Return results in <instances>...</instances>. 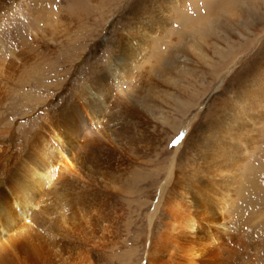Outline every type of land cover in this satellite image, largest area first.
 <instances>
[{"label": "rangeland", "instance_id": "374dc122", "mask_svg": "<svg viewBox=\"0 0 264 264\" xmlns=\"http://www.w3.org/2000/svg\"><path fill=\"white\" fill-rule=\"evenodd\" d=\"M61 119L90 138L106 141L112 124L120 135L88 150L87 179L35 183L15 228L0 230L6 252L36 241L55 264H172L169 241L158 240L165 209L190 199L179 177L205 175L203 158L208 174H222L208 205L224 192L220 228L242 255L233 263L264 264V0H0L1 146L18 163L34 154L37 126ZM205 122L228 137L203 142ZM4 157L0 192L14 198L6 176L17 163Z\"/></svg>", "mask_w": 264, "mask_h": 264}, {"label": "bare ground", "instance_id": "6f19581e", "mask_svg": "<svg viewBox=\"0 0 264 264\" xmlns=\"http://www.w3.org/2000/svg\"><path fill=\"white\" fill-rule=\"evenodd\" d=\"M227 15L229 16V14H227ZM198 34H196V36ZM151 35L152 34H150V36ZM148 36H146V37H148ZM150 36L148 38H151ZM204 36L205 35H202V36L199 35L198 37L192 36V37L195 38L194 40H196V39L202 38ZM203 39L204 38L201 39L202 43H203ZM138 40L141 41V39H138ZM186 47L188 48V46H186ZM198 47H199V49L201 48V43H200V46H198ZM138 49H139V47H138ZM128 64L129 63H127V65ZM85 89H86V93H87V99L91 98L92 100H95V99H97L98 95L100 94V91H99L97 93V95L93 96L94 94H93L92 89L90 87L85 86ZM243 101H245L244 97H243ZM128 106L130 108V109H128V111L129 112L132 111L133 105L129 103ZM77 108H78V112H79V115H78L79 123H83V121L85 120L86 112L81 107H77ZM129 114L130 113H128V114L123 113V115H125L124 116L125 118H126V115H129ZM124 117H123V119H124ZM69 118H70L69 122L72 121L73 117H69ZM217 119H218V117H217ZM217 119H215V120L217 121ZM45 120H47V119H45ZM67 122L68 121H63L61 119L60 123H57L54 125L50 124L48 126L45 125L44 123L42 124V122H41V124L39 123L40 126H37V129L39 130V132L35 131V134H34L35 137L33 138L34 142H32L33 145L31 144L34 147L33 148L34 154L30 155L28 153L27 156L25 158L21 159L18 163L15 162V156L17 157V155L14 156L13 155L14 153L9 152V150H10L9 147H7L6 145L1 146V144H0V168H3V167H1V164H3L5 161H7L6 158L4 157V154L7 152L8 157L12 159V161L8 162L7 164L14 166L17 163V165H16V167L14 166V168L11 172L12 175L9 176L10 178H8V176H6V177H7L8 181L10 182V186L15 191L14 193L15 194L17 193L15 195V197L19 194V192L22 195L20 197V202H19L18 197H16L17 199L15 197L13 198L11 196L7 197V194H5L1 190V192H0V230L6 229V232H8V230L12 229L16 225V223L18 222L16 208L19 206V204H21V202L22 203L26 202V200H28L30 198L29 193H31V189L34 186H36L35 183L38 182V180H40L43 176H45L44 177L45 179H46V177H48L47 179H49V177H50L51 182H53L55 180V178H57V177L59 179V177L61 176L60 178L63 179L64 184L69 185V184H67L68 182L66 179H69L72 182L77 180V179L81 181L82 178H85L87 176L88 171H90V173H91L92 170L94 168H96V163L91 164V161L93 160L92 158H93L94 154L92 155L90 152H88V150H92L93 148H95L96 144H97L96 140L98 141V140H102L103 138L105 139V137H104L105 135H103V134L101 135L103 137L102 139L99 136H97V138H95V137L92 138V136H91V138H90L89 134L91 132H89L87 130L88 133L86 132L87 134H85V133L83 134L79 130L78 127L74 129V127L72 125H70V123L68 124ZM49 123H50V121H49ZM109 123L111 124V122H109ZM217 126H219V125H217ZM217 126L215 124H210L208 122H205L203 124L204 129H208V128L212 129V131H210V132L208 131L207 136L205 137L203 142H206L208 140L216 141L220 136H223V135H221L223 130ZM113 129L116 130L114 128L113 124H112L111 131H109L108 128L106 129L108 131L107 140H111L113 138L116 141V138L120 135L119 131L117 133V131L115 132ZM213 130H215V131L213 132ZM224 136L228 137V134L226 132H224ZM219 139H221V138H219ZM107 140L106 141L104 140V141L107 143ZM219 142H220V140H219ZM204 145H206V143ZM204 145H202V148H204ZM220 145H221L220 143L216 144L214 149H216V151H221V152H224V154H226L227 153L226 150L224 151L223 150L224 148L222 149L223 146L220 148ZM179 146H181V145L178 141L177 146H176L177 149L179 148ZM102 147H103V145H102ZM191 147H192V144H191ZM25 149H26V147H25ZM107 149H108V146H107ZM205 149L207 150V147H205ZM22 152H24V151H22ZM194 152H195V150H194ZM99 154H100V152H99ZM201 156H205V155H203V153L200 152V154L197 155V158H199ZM224 156H226V155H224ZM6 157H7V154H6ZM17 158H19V157H17ZM211 159H213V158L211 157ZM226 160H227V158H226ZM173 162H174V158H172L170 161V169L168 171V178L165 181L164 185H162L160 187V191H159L160 200L164 197L165 191H167L166 189H167V185H168V179L171 177L172 172H173L172 171ZM201 162L206 164V166L203 167V169H204L203 172L201 171L202 173H205V175H201L200 173L195 172L194 177H189V176H186L185 173H181V175L179 177L181 179L180 180L181 184L184 183V189L187 192V194L190 196V199L183 195L184 196L183 198L185 200H183V198H182L181 201L178 202L179 206L174 203L173 205L169 206V210L165 209L166 215L165 214L164 215L166 216L167 220H165V221L162 220V228H161V232H160L161 234H160V237H158V240H160V238L163 237L167 241H169V242H167V241H165V242H167L166 246L167 245L170 246L172 248V250L174 251V254H173L174 259L172 261V264H184L185 262H189V264H234L233 263L234 261H232V260H235V262H237V260H238L237 258L242 257V255H241V253L238 255V252L233 249L231 241H229L228 238L225 236V233H227L228 231L226 232L224 228H220V226L224 225L225 222L223 221L224 224L222 221L220 222V220H222V218L221 217L219 218V215L217 213L218 210H221V208L225 206V205L222 207L220 206V205L224 204L223 203V201H224L223 193L224 192L218 193V195L221 198V201L218 203V208H216V206L212 207V206L208 205V201H210V200H208V198H209L208 192L212 191L215 194V193H217L216 191H219L218 188L215 189L217 184H216V186H214V184L216 182L222 180V174H219V177L217 179H215L213 175L208 174V172L206 171L209 169V166L210 167L214 166L213 162L212 161L211 162L204 161L203 158H201ZM98 165H99V163H98ZM109 166H110V164H109ZM197 166H200V163H198ZM105 167H102V168L104 169ZM106 169H107V167H106ZM196 171H198V168H196ZM3 172H5L4 169H3ZM85 173H87L86 176H85ZM95 173L97 174L96 171H95ZM100 173H102V172H100ZM20 174H22V177H23V179L21 181L19 180V176H21ZM103 174H104V172H103ZM99 177H100V175H99ZM87 178L88 177H86V179ZM7 179H5V180H7ZM195 180H200V181H202V183H197L198 181L196 183H194L193 181H195ZM39 183H40V181H39ZM1 185L3 186V184H1ZM179 185H180V182H179ZM8 186H9V184H8ZM175 187H178V186H175ZM223 188H225V186H223ZM177 189H179V188H177ZM210 194H213V193L210 192ZM160 200L158 201V203L160 202ZM211 205H212V203H211ZM175 206L178 207L176 210H175ZM181 206H184L185 208L181 209ZM189 207H193V209H189ZM219 213H220V211H219ZM225 218H223V219H225ZM23 228H24V226H23ZM22 229H21V232H22ZM233 233H234V231H233ZM229 236H232V235H229ZM232 239H233V236H232ZM40 243H41V241H40ZM232 243H234V242H232ZM239 243H241V242H239ZM12 244L15 248L13 251V254H12L11 250L6 252L2 247H0V264H55V262H56V261L54 262L53 257H51V255H50L51 253L48 255L45 252L44 248L41 247V245L39 243H36V241H34V243H32V244L30 243V245L24 246L22 244L20 247H17L16 242H13ZM241 244H243V243H241ZM53 246H54V243H53ZM161 246H163V245H161ZM27 247H28V249H27ZM17 249H20V250H17ZM156 251H158V250H156ZM159 252H160V250H159ZM66 253H68V252H66ZM167 253H171V252L167 251ZM160 255H162V254H160ZM169 260H171V259H169ZM57 262H59V261H57Z\"/></svg>", "mask_w": 264, "mask_h": 264}, {"label": "snow or ice", "instance_id": "6c2138e0", "mask_svg": "<svg viewBox=\"0 0 264 264\" xmlns=\"http://www.w3.org/2000/svg\"><path fill=\"white\" fill-rule=\"evenodd\" d=\"M181 137H182V134H181V136H178V137L176 138V141H173V143L178 142V141L181 139Z\"/></svg>", "mask_w": 264, "mask_h": 264}]
</instances>
